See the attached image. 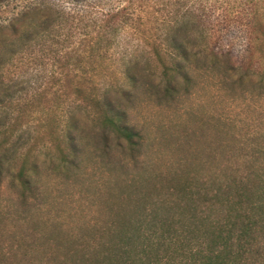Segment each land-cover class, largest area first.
I'll return each instance as SVG.
<instances>
[{
	"label": "trees",
	"instance_id": "obj_1",
	"mask_svg": "<svg viewBox=\"0 0 264 264\" xmlns=\"http://www.w3.org/2000/svg\"><path fill=\"white\" fill-rule=\"evenodd\" d=\"M134 1L156 8L146 23L141 18L136 22L128 16L130 8L123 7L87 24L89 31L83 34L86 46L100 38L111 45L128 27H146L141 48L128 54L122 85L104 88L94 68L73 65L78 50L69 49L73 34L60 31L70 20L59 11L25 10L17 17L18 29L4 42L7 51L0 72L34 43H49V55L63 69V78L51 76L47 90L40 86L33 96L39 115L47 116L40 137L51 143L60 159L68 161L78 152L76 113L81 111L101 134V156L138 152L141 134L127 123L115 101L152 77L162 86V96L172 99L188 94L197 79L207 78L258 92V135L243 141L239 134L216 127V139L199 152L187 147L184 151L190 154L171 160L163 171L152 168L139 182L108 188L102 205L107 219L101 224L81 226L75 234L55 226L50 236L32 243L12 241L9 246L0 235V264H264V0H241L237 6L227 0L191 5L181 0ZM218 9L248 10L246 63L237 65L229 51L211 44V16ZM163 10L167 16L161 17ZM98 21L103 24L96 29ZM94 31L96 36H89ZM53 87L54 97L48 99L45 94ZM64 95L71 101L65 110L67 121L59 126L52 114ZM214 121L221 123L220 118ZM27 155L15 173L23 199L31 193L26 192ZM38 253L41 259L35 258Z\"/></svg>",
	"mask_w": 264,
	"mask_h": 264
},
{
	"label": "rangeland",
	"instance_id": "obj_2",
	"mask_svg": "<svg viewBox=\"0 0 264 264\" xmlns=\"http://www.w3.org/2000/svg\"><path fill=\"white\" fill-rule=\"evenodd\" d=\"M181 1L189 5L199 2ZM204 1L211 3L213 0ZM227 1L232 6L241 2ZM123 7L130 8L128 16L134 20L141 18L144 23L156 9L134 0H0V60L6 58L4 42L18 29L17 17L22 12L40 8L44 14H51L56 10L70 20L60 31L74 36L69 45V49L78 50L73 65L94 68L99 84L104 88L122 85L123 67L129 55L141 48L142 32L145 33L146 27L140 26L136 31L128 27L111 45L100 38L93 40L92 47L86 46L83 34L89 31L87 24L104 20L105 15ZM235 12L218 9L212 14L210 42L219 50L229 51L233 62L239 65L247 62L250 18L247 9ZM164 16H167L165 10L161 13V17ZM102 24L98 21L96 29ZM89 36H96V31ZM49 47V43L27 46L0 72L3 85L0 84V235L6 246L12 241L36 242L42 235L50 236L55 226L63 233L75 234V229L81 226L101 224L107 219L102 205L108 188L139 182L152 168L163 171L164 165L171 160L190 154L184 151L187 147L199 152L216 139L212 132L216 127L239 134L244 137L243 141L258 135V92L250 93L231 82L207 78L197 79L188 94L172 99L162 96V86L156 77H152L130 96L118 97L115 101L124 111L127 123L141 134L138 152L133 156L119 152L111 153L109 157L101 156L97 147L101 134L90 126L87 112L81 111L76 113L79 139L75 148L78 152L63 161L51 143L40 137L45 132L43 121L47 116L39 115L33 98L38 87L47 90V80L51 76L54 80L64 77L63 69L49 55ZM5 88L9 90L4 91ZM53 91L54 87L45 94L48 99L54 97ZM61 99L62 105L55 107L52 117L59 126H64L67 121L65 110L71 99L67 95ZM214 118H220L221 123ZM26 154L30 180L26 192L31 193L23 199L20 192L24 191L15 173ZM36 256L41 259L40 253Z\"/></svg>",
	"mask_w": 264,
	"mask_h": 264
}]
</instances>
